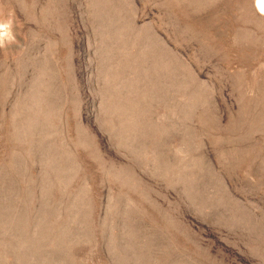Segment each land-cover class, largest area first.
I'll list each match as a JSON object with an SVG mask.
<instances>
[{
	"label": "rangeland",
	"instance_id": "rangeland-1",
	"mask_svg": "<svg viewBox=\"0 0 264 264\" xmlns=\"http://www.w3.org/2000/svg\"><path fill=\"white\" fill-rule=\"evenodd\" d=\"M256 0H0V264H264Z\"/></svg>",
	"mask_w": 264,
	"mask_h": 264
},
{
	"label": "clouds",
	"instance_id": "clouds-1",
	"mask_svg": "<svg viewBox=\"0 0 264 264\" xmlns=\"http://www.w3.org/2000/svg\"><path fill=\"white\" fill-rule=\"evenodd\" d=\"M257 7L261 12H264V0H257ZM10 25L0 23V45L3 44V39L7 37L8 39H12L10 31Z\"/></svg>",
	"mask_w": 264,
	"mask_h": 264
},
{
	"label": "bare ground",
	"instance_id": "bare-ground-1",
	"mask_svg": "<svg viewBox=\"0 0 264 264\" xmlns=\"http://www.w3.org/2000/svg\"><path fill=\"white\" fill-rule=\"evenodd\" d=\"M257 4V0H256V3H255V5Z\"/></svg>",
	"mask_w": 264,
	"mask_h": 264
}]
</instances>
